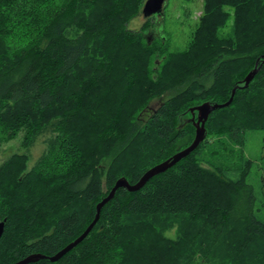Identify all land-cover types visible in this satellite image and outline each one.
<instances>
[{
    "label": "trees",
    "instance_id": "obj_1",
    "mask_svg": "<svg viewBox=\"0 0 264 264\" xmlns=\"http://www.w3.org/2000/svg\"><path fill=\"white\" fill-rule=\"evenodd\" d=\"M144 2L0 0V145L23 128L25 145L51 133L31 168L25 153L0 163V264L53 255L76 238L119 177L135 183L191 142V106L226 101L264 56V0H203L187 47L174 52L165 50L159 21L154 32L163 43L145 35L147 26H128ZM226 8L233 24L223 34ZM257 66L229 105L210 112L207 135L212 124L232 140L242 128L264 130V62ZM168 91L175 92L165 98ZM200 144L141 188L119 187L58 260L27 264H189L196 252L217 253L211 242L218 240L234 253L256 244L263 260L252 261L264 264V204L256 207L247 181L250 162L215 165L199 155ZM174 221L178 232L168 236Z\"/></svg>",
    "mask_w": 264,
    "mask_h": 264
},
{
    "label": "rangeland",
    "instance_id": "obj_2",
    "mask_svg": "<svg viewBox=\"0 0 264 264\" xmlns=\"http://www.w3.org/2000/svg\"><path fill=\"white\" fill-rule=\"evenodd\" d=\"M202 9L203 0H166L162 8V15L158 17V20L156 18L145 19L142 16L141 8L140 13L128 22V26L136 30L147 26L144 29L145 35L152 34V40L156 39L157 42L163 43L158 37V33L154 32V25L159 21L160 25L157 26V30L159 36L166 38L164 41L165 50L168 52L180 51L187 47L189 37L202 13ZM226 9L231 15L221 28L223 34L230 32L233 24V10L231 8ZM174 92H166L164 94L165 98L172 96ZM157 101V99H154L151 106L156 107ZM215 125L217 124H212L211 131L206 136L208 142H203L198 147V151L201 153L199 155H202L204 159H208L213 164H220L229 170L240 168L243 165V159H247L250 162V178L247 181L254 186L256 207L261 208L264 204V187H259L258 184L261 173L260 166L264 164V130L242 128L241 137L232 140L231 134L219 133L222 130L214 131L213 127ZM25 131V128H23L16 137L1 143L0 163H3L13 153H25L28 155L27 167L31 168L44 155L48 143L47 136L51 134L50 131L46 130L44 133H40L28 145L23 142ZM203 165L208 166L206 163ZM262 212V215H264V209H262ZM171 225L172 227L166 232L168 236H174L178 232V222L174 221ZM262 246L264 247V245ZM205 247L207 246L205 245ZM211 247L218 252L209 250L206 256L201 252H196L192 255L189 264H233V262L237 263L241 260L254 264L253 258L258 259L260 262L263 260V257L255 258L253 250L258 246L252 244V242L248 244L247 241L244 242L243 247H246V250H237L235 253L234 250L237 247L222 240L211 242Z\"/></svg>",
    "mask_w": 264,
    "mask_h": 264
},
{
    "label": "water",
    "instance_id": "obj_3",
    "mask_svg": "<svg viewBox=\"0 0 264 264\" xmlns=\"http://www.w3.org/2000/svg\"><path fill=\"white\" fill-rule=\"evenodd\" d=\"M165 3V0H145L143 6H142V14L144 17L150 16V15H159L162 14V8ZM261 60V62H264V56L259 57L256 62L253 69H251L245 77L240 80V83L242 86L246 87L248 86L249 82L254 77L255 73L258 70V62ZM240 83L235 85L231 90L230 97L224 101V102H211V101H204L202 103L193 105L189 108L190 116L186 118L187 121L191 122L194 126V136L191 140V142L186 145L183 148L178 149L176 152H174L171 156L168 158L154 164L150 168H148L143 175L139 178L138 181L135 183H130L124 176L119 177L114 185L111 187V189L108 191V193L100 199L95 205V215L91 222L86 226V228L72 241L67 243L64 247H62L59 251L54 253L53 255H46L43 253H33L30 254L12 264H27L32 261H37L42 258H48L51 261L58 260L62 255L67 253L70 249H72L75 245H77L91 230V228L94 226V224L97 222L100 211L102 206L109 201L115 194V191L119 187H125L129 191H134L139 188H141L151 177H153L156 174H159L161 172H164L168 168L172 167L174 164H176L178 161H180L182 158L187 156L190 152H192L207 136V129L205 127V122L207 120L208 115L211 111H213L216 108L224 107L230 104L232 101L234 92L236 87L240 86ZM5 226V219L0 221V237L3 234Z\"/></svg>",
    "mask_w": 264,
    "mask_h": 264
},
{
    "label": "bare ground",
    "instance_id": "obj_4",
    "mask_svg": "<svg viewBox=\"0 0 264 264\" xmlns=\"http://www.w3.org/2000/svg\"><path fill=\"white\" fill-rule=\"evenodd\" d=\"M260 65H261V64H260ZM260 65H259V66H260ZM251 189H252V188H251ZM72 240H73V239H72Z\"/></svg>",
    "mask_w": 264,
    "mask_h": 264
}]
</instances>
